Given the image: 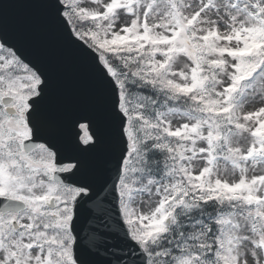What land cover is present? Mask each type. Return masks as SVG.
<instances>
[{"label":"snow or ice","instance_id":"1","mask_svg":"<svg viewBox=\"0 0 264 264\" xmlns=\"http://www.w3.org/2000/svg\"><path fill=\"white\" fill-rule=\"evenodd\" d=\"M0 264H264V0L0 2Z\"/></svg>","mask_w":264,"mask_h":264},{"label":"water","instance_id":"2","mask_svg":"<svg viewBox=\"0 0 264 264\" xmlns=\"http://www.w3.org/2000/svg\"><path fill=\"white\" fill-rule=\"evenodd\" d=\"M73 65H74V68H75V70H76V72H77L78 74H83L84 69H83L82 67H80V66L77 64L76 61H73ZM37 142H38V141H37ZM67 143H68V142H67ZM65 144H66V143H64V144L62 145V148H61L62 154H63V155L66 154L67 156H68V154L72 155L71 144L69 143V144L67 145V148H64V147L66 146ZM67 158H68V157H67Z\"/></svg>","mask_w":264,"mask_h":264}]
</instances>
